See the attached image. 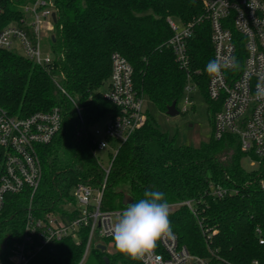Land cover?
Returning <instances> with one entry per match:
<instances>
[{"label":"trees","instance_id":"1","mask_svg":"<svg viewBox=\"0 0 264 264\" xmlns=\"http://www.w3.org/2000/svg\"><path fill=\"white\" fill-rule=\"evenodd\" d=\"M33 0H1L4 11L0 28L24 16L22 6ZM57 21L51 37L56 55L54 67L41 66L8 50H0V105L12 115L28 116L58 106L63 125L57 136L41 148L43 180L33 200L35 213L53 210L79 182L96 185L103 172L95 155L93 125L102 117L119 113L103 97L112 70L111 55L123 54L134 68L136 88L164 113L184 94L186 72L179 67L166 43L173 35L169 19L197 22L204 14V0H55ZM208 22L195 25L189 41L190 72L203 93L210 75L206 65L213 60ZM53 70H52V69ZM52 70V71H51ZM199 71V74L196 72ZM63 74V93L53 74ZM73 97L81 108L78 118ZM211 121L222 104L214 103ZM146 123L123 143L114 159L103 199L105 209L126 210L125 195L132 202L145 191H161L169 206L192 199L195 215L187 205L169 207V220L179 242L197 255L220 257L249 264L264 260V157L247 154L237 135L213 136L200 146L176 144L147 112ZM251 156L258 167L246 170L242 159ZM127 190H117L118 184ZM238 189L224 198L210 194L211 185ZM75 202V201H74ZM29 199L8 195L0 216V264H10L15 243L22 237ZM203 225V229L200 226ZM204 229L212 233L206 240ZM213 231H215L213 233ZM88 231L81 241L68 237L52 249L38 252L28 264H80ZM109 243L110 239H105ZM92 248L93 260L84 264H141L119 252ZM108 257L109 262L105 260Z\"/></svg>","mask_w":264,"mask_h":264},{"label":"built area","instance_id":"2","mask_svg":"<svg viewBox=\"0 0 264 264\" xmlns=\"http://www.w3.org/2000/svg\"><path fill=\"white\" fill-rule=\"evenodd\" d=\"M22 9L24 16L20 20L0 28V50L23 55L41 66L54 67L56 55L44 53L42 40L53 36L54 33L49 36L47 30L55 31L52 17L58 10L55 0H33L24 4ZM204 9L203 16L195 23L179 21V25L169 19L173 35L166 45L172 49L176 62L187 74L181 97L186 104L183 111H187V105L192 103L190 93L200 88L190 72L189 41L194 35L195 25L208 22L213 59L219 57L223 61L234 57L239 63L237 69L226 68L219 76L210 75L206 84L208 98L222 104L214 115L213 136L221 139L227 134L237 135L244 152L264 157V0H204ZM3 11L0 0V15ZM111 63L109 85L103 97L116 105L119 113L109 114L105 138L98 139L100 131L92 130L95 155L97 151H108L110 162L104 166L97 158L104 178L96 185L89 182L75 184L69 194L75 202L65 197L64 202L53 210L42 211L39 215L33 206L43 180L41 148L61 130L62 109L55 106L49 111L20 117L10 114L0 105V216L8 195L29 199L23 234L15 243L9 257L10 264H28L38 252L52 249L56 242L64 238L80 242L81 229H87L88 236L80 264L86 260L95 241L97 246L105 245L106 251L110 249L109 244L114 246L111 229L125 210L103 207L108 177L120 146L146 123L148 111L144 107L146 96L135 86L134 68L129 60L115 51L111 55ZM196 73L199 74V71ZM59 76L60 79H57L53 75V80L67 94L61 84L65 76ZM69 98L83 122L78 102L71 96ZM209 192L214 197L224 198L237 194L238 189L216 184L210 186ZM180 205H187L195 215L198 214L192 199L169 207ZM200 226L203 229L201 221ZM204 234L209 241L212 236L210 230L204 229ZM105 239L111 241L106 243ZM260 243H264V238H260ZM139 261L141 264H237L217 254L211 257L194 254L179 242L177 234L173 239L158 241L155 250ZM249 264H264V260L256 258Z\"/></svg>","mask_w":264,"mask_h":264},{"label":"clouds","instance_id":"3","mask_svg":"<svg viewBox=\"0 0 264 264\" xmlns=\"http://www.w3.org/2000/svg\"><path fill=\"white\" fill-rule=\"evenodd\" d=\"M238 67L239 63L234 57L223 61L217 57L207 63L205 71L211 76H219L222 69ZM169 215L165 194L161 191H145L143 198L128 204L112 226L111 234L116 249L133 260L150 254L158 241L174 238Z\"/></svg>","mask_w":264,"mask_h":264},{"label":"rangeland","instance_id":"4","mask_svg":"<svg viewBox=\"0 0 264 264\" xmlns=\"http://www.w3.org/2000/svg\"><path fill=\"white\" fill-rule=\"evenodd\" d=\"M179 23V20L175 19ZM49 36L54 33L53 30L46 31ZM44 53H51L55 56L54 53V44L50 38H43L42 40ZM22 53V50H19ZM57 79H60V76L57 73L53 74ZM192 103L187 105V111H183L184 100L180 99L177 103V108L179 114L175 116H170L167 113L162 112L154 102L145 97L144 107L147 109L149 115L159 126V128L169 133L171 137H175L176 144H188L194 146H200L203 142H207L212 136L213 123L211 121L212 107L209 103L208 97L203 93V90L198 87V89L190 93ZM109 121V115L102 117L97 121L91 128L93 131L99 130L100 133L97 135L98 139L105 138V127ZM97 158H100L104 166H108L110 158L108 151H97ZM243 167L250 171L258 167L257 162H253L251 156H245L242 159ZM117 190L125 189L127 190L126 184H118L115 186ZM97 245V241L94 242V246ZM94 246L92 248H94ZM92 248L90 249L87 261H91L94 258ZM110 252L114 251V248L109 244ZM85 262V261H84ZM84 262L82 264H84ZM81 263V262H80Z\"/></svg>","mask_w":264,"mask_h":264},{"label":"water","instance_id":"5","mask_svg":"<svg viewBox=\"0 0 264 264\" xmlns=\"http://www.w3.org/2000/svg\"><path fill=\"white\" fill-rule=\"evenodd\" d=\"M52 17H53L54 22H56L57 21V14L56 13H53ZM167 114L170 115V116H175V115H178L179 114V110L177 108V103L176 102H174L172 105H170L168 107ZM131 201H132V199L130 198V196L129 195H125L123 203L125 205H128L129 203H131ZM98 247L102 251H106V246L105 245L99 244ZM105 260L107 262H109V259H108L107 256H105Z\"/></svg>","mask_w":264,"mask_h":264}]
</instances>
